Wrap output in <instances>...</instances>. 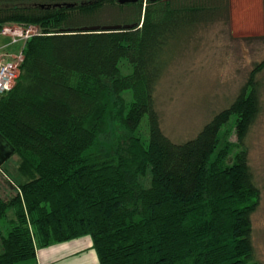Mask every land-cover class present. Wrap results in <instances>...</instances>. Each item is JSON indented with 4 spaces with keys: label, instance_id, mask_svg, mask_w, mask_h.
<instances>
[{
    "label": "trees",
    "instance_id": "1",
    "mask_svg": "<svg viewBox=\"0 0 264 264\" xmlns=\"http://www.w3.org/2000/svg\"><path fill=\"white\" fill-rule=\"evenodd\" d=\"M229 20L230 0H0V30H40L0 95V134L18 157L16 173L0 167L16 192H0V264H38L37 249L84 236L100 264H261L246 138L261 112L264 60L188 140L165 134L156 101L182 42ZM117 25L134 27L85 30ZM233 118L238 141L222 145ZM114 120L127 139H109ZM142 125L146 139L135 135Z\"/></svg>",
    "mask_w": 264,
    "mask_h": 264
},
{
    "label": "rangeland",
    "instance_id": "2",
    "mask_svg": "<svg viewBox=\"0 0 264 264\" xmlns=\"http://www.w3.org/2000/svg\"><path fill=\"white\" fill-rule=\"evenodd\" d=\"M29 27L32 34L40 31L34 25ZM192 36L178 47L156 90L163 131L178 142L193 138L215 113L229 106L255 65L264 60V0H230L228 25L202 27ZM9 42V38L0 35V48ZM120 68L123 74L132 71L128 60H123ZM257 76L261 112L247 135L246 145L260 188V204L252 216L253 243L257 259L264 264V69ZM123 97L127 103L132 100L130 91H125ZM108 128L110 140L120 141L129 136L119 120L110 122ZM147 131L142 125L135 135L146 139ZM237 141L233 118L223 127L221 142L224 145ZM17 161L18 157L12 156L4 169L16 173ZM13 185L0 171V192L4 198L16 193ZM4 232H0V239Z\"/></svg>",
    "mask_w": 264,
    "mask_h": 264
},
{
    "label": "crops",
    "instance_id": "3",
    "mask_svg": "<svg viewBox=\"0 0 264 264\" xmlns=\"http://www.w3.org/2000/svg\"><path fill=\"white\" fill-rule=\"evenodd\" d=\"M9 38L6 35H2ZM17 46V47H15ZM21 45L10 42L1 46L4 54L14 55L21 50ZM38 264H100L97 252L89 236L75 238L37 249Z\"/></svg>",
    "mask_w": 264,
    "mask_h": 264
},
{
    "label": "built area",
    "instance_id": "4",
    "mask_svg": "<svg viewBox=\"0 0 264 264\" xmlns=\"http://www.w3.org/2000/svg\"><path fill=\"white\" fill-rule=\"evenodd\" d=\"M34 34L31 33L30 27H22L20 25L5 26L0 30V35L9 37L11 45L22 46L18 53L8 56L0 48V95L13 88L20 74V67L25 59L24 46Z\"/></svg>",
    "mask_w": 264,
    "mask_h": 264
},
{
    "label": "water",
    "instance_id": "5",
    "mask_svg": "<svg viewBox=\"0 0 264 264\" xmlns=\"http://www.w3.org/2000/svg\"><path fill=\"white\" fill-rule=\"evenodd\" d=\"M137 0H118L119 3L121 4H125V3H130V2H135ZM61 5H53V6H48V8H56V7H60ZM68 6H73L72 4H68ZM42 7H44L42 5ZM134 25H117V26H94V27H89L86 28L85 30H116V29H121V28H125V29H129V28H133ZM15 153V147L2 135L0 134V167H2Z\"/></svg>",
    "mask_w": 264,
    "mask_h": 264
}]
</instances>
